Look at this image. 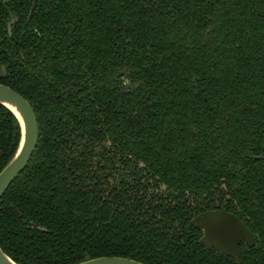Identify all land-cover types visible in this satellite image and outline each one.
<instances>
[{
    "label": "trees",
    "instance_id": "16d2710c",
    "mask_svg": "<svg viewBox=\"0 0 264 264\" xmlns=\"http://www.w3.org/2000/svg\"><path fill=\"white\" fill-rule=\"evenodd\" d=\"M0 0V84L36 147L0 199L18 264L118 256L236 264L200 244L224 209L264 264V0ZM20 140L0 105V170Z\"/></svg>",
    "mask_w": 264,
    "mask_h": 264
},
{
    "label": "water",
    "instance_id": "95a60500",
    "mask_svg": "<svg viewBox=\"0 0 264 264\" xmlns=\"http://www.w3.org/2000/svg\"><path fill=\"white\" fill-rule=\"evenodd\" d=\"M33 0L29 18L35 5ZM0 105L6 107L16 117L20 126L18 147L0 170V199L9 185L28 163L38 140V125L28 101L15 90L0 84ZM194 225L201 230L200 244L214 249L219 255L231 257L240 264L239 245L245 242L254 245V238L248 227L234 214L222 210H208L194 217ZM0 264H18L0 247ZM76 264H144L134 259L118 256H102L84 260Z\"/></svg>",
    "mask_w": 264,
    "mask_h": 264
},
{
    "label": "flooded vegetation",
    "instance_id": "af4514ba",
    "mask_svg": "<svg viewBox=\"0 0 264 264\" xmlns=\"http://www.w3.org/2000/svg\"><path fill=\"white\" fill-rule=\"evenodd\" d=\"M36 2V1H35ZM32 3H33V0H32ZM32 3H31V6H32ZM35 6V5H34ZM31 10V9H30ZM33 11V10H32ZM29 13H30V11H29ZM31 17V16H30ZM28 18H29V15H28ZM209 210H217V209H209ZM222 210H224V209H222ZM205 211H208V210H205ZM205 211H203V212H205ZM202 213V212H201ZM200 214V213H199ZM198 215V214H197ZM196 216V215H195ZM194 216V217H195ZM193 221H194V218H193Z\"/></svg>",
    "mask_w": 264,
    "mask_h": 264
}]
</instances>
